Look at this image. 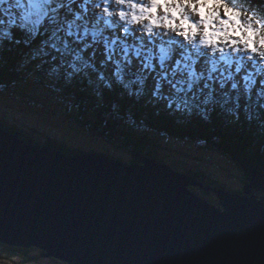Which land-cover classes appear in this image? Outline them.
Segmentation results:
<instances>
[{
    "label": "water",
    "instance_id": "95a60500",
    "mask_svg": "<svg viewBox=\"0 0 264 264\" xmlns=\"http://www.w3.org/2000/svg\"><path fill=\"white\" fill-rule=\"evenodd\" d=\"M134 156L67 154L0 129V244L65 264H264L263 167L237 156L234 193Z\"/></svg>",
    "mask_w": 264,
    "mask_h": 264
},
{
    "label": "snow or ice",
    "instance_id": "6c2138e0",
    "mask_svg": "<svg viewBox=\"0 0 264 264\" xmlns=\"http://www.w3.org/2000/svg\"><path fill=\"white\" fill-rule=\"evenodd\" d=\"M244 2L253 15L264 14V0ZM149 3L150 8L141 0H0V77L5 50L23 45L22 67L45 73L61 96L79 89L102 104L114 93L189 120L211 123L220 116L264 134V22L257 19L253 26L250 16L246 25L243 9L232 0ZM181 5L198 14L199 24L179 16ZM205 5L212 6L210 15ZM161 8L171 11L173 19L164 20L180 39L153 33ZM149 20L145 34L140 29ZM73 106L80 103L70 98L68 110ZM111 108L118 116L119 105Z\"/></svg>",
    "mask_w": 264,
    "mask_h": 264
},
{
    "label": "trees",
    "instance_id": "16d2710c",
    "mask_svg": "<svg viewBox=\"0 0 264 264\" xmlns=\"http://www.w3.org/2000/svg\"><path fill=\"white\" fill-rule=\"evenodd\" d=\"M11 47L12 51L5 50L4 53L7 63L0 77V85H2L0 90H19L25 95L29 91L44 90L46 94L55 96L63 101V104L65 103L67 116L77 125L109 140L132 155L133 162H137L134 157L137 153L156 158L160 150L168 149L165 139H169L199 144L235 162L237 156H245L253 164L264 168V134L255 126L234 125L220 116H214L211 123L196 119L189 120L179 114H169L161 106L136 104L132 100L121 99L114 93L107 94L102 104L87 98L86 94L79 89H74L70 93L66 92L61 96L48 86L49 78L45 73L30 66L22 67L27 57V50L23 48V45ZM70 98L74 103L79 102L80 107L73 106L69 111ZM113 103L119 105L118 116L112 112ZM0 129L16 134L20 139L38 146H48L67 154L84 153L66 148L54 139L45 138L37 141L23 126L7 125L2 117H0ZM188 175L196 177L206 185L225 189L202 172L190 171ZM243 181L245 184V178ZM0 247H3L10 255L25 256L28 252L27 249L11 248L1 244Z\"/></svg>",
    "mask_w": 264,
    "mask_h": 264
},
{
    "label": "rangeland",
    "instance_id": "374dc122",
    "mask_svg": "<svg viewBox=\"0 0 264 264\" xmlns=\"http://www.w3.org/2000/svg\"><path fill=\"white\" fill-rule=\"evenodd\" d=\"M206 15V10L203 8ZM152 24V21H148ZM157 21L152 26H155ZM146 33V29H140ZM153 33H166L165 39L174 37L180 39L166 26L153 27ZM197 33L196 43H199ZM28 92L27 95L19 90H0V117L7 125H21L37 141L45 138L54 139L58 144L71 150H80L84 153H98L133 163V156L118 148L109 140L84 130L66 114L63 101L55 96L48 95L44 90ZM41 92L43 94H41ZM72 113V112H71ZM167 150L158 152L157 160L168 164L173 170L188 174L190 171L202 172L211 177L225 190L239 193L243 190L244 181L242 170L238 164L219 153L192 142H179L165 139ZM135 157V156H134ZM196 194L211 204L219 207V201L212 192H203L199 188H191ZM27 254L10 255L0 247V264H65L53 258L41 259L42 251L36 248L27 249Z\"/></svg>",
    "mask_w": 264,
    "mask_h": 264
},
{
    "label": "clouds",
    "instance_id": "9594fccd",
    "mask_svg": "<svg viewBox=\"0 0 264 264\" xmlns=\"http://www.w3.org/2000/svg\"><path fill=\"white\" fill-rule=\"evenodd\" d=\"M142 3L145 4L146 7H151L149 0H141ZM114 3H116V0H114ZM232 3L234 6L238 7V8H242L244 15H243V20L244 23L247 25L249 23V17L251 16V23L253 24V26H257V19H259L261 22H264V14H261L257 11L256 15L252 14V11H250L249 7L247 4H245L244 0H232ZM174 6L169 5V8H173ZM200 6L197 5V8H199ZM204 9L206 10V16L210 15L212 12V6L211 5H205L203 6ZM181 8L183 9L178 10L179 11V16L180 17H188L190 18V20L192 21H196L197 24H199V17L198 14L196 12H193L190 6H184L181 5ZM137 14H139L138 10H137ZM149 15H151L149 13ZM167 16L169 20L173 19L172 13L171 11L165 13L164 10L161 8L158 10V12L155 14V19L157 21V24L155 26L152 27H157L159 28H164L165 27V20L164 17ZM177 23H179V21H177ZM143 28H147L149 26V22L148 21H143ZM203 33V29L202 27L200 28V31L198 32L199 35H202Z\"/></svg>",
    "mask_w": 264,
    "mask_h": 264
}]
</instances>
